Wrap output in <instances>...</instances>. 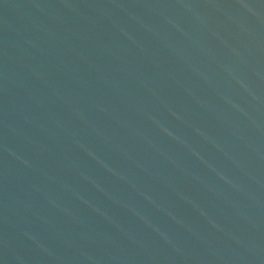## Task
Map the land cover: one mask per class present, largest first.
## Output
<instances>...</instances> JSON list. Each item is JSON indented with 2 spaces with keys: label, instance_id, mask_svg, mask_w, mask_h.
Instances as JSON below:
<instances>
[{
  "label": "water",
  "instance_id": "1",
  "mask_svg": "<svg viewBox=\"0 0 264 264\" xmlns=\"http://www.w3.org/2000/svg\"><path fill=\"white\" fill-rule=\"evenodd\" d=\"M0 264H264V0H0Z\"/></svg>",
  "mask_w": 264,
  "mask_h": 264
}]
</instances>
